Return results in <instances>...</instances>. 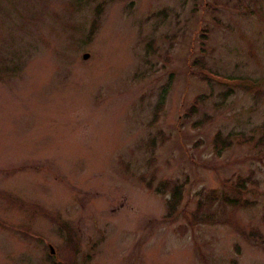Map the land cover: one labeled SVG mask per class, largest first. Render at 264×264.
<instances>
[{"label":"rangeland","instance_id":"obj_1","mask_svg":"<svg viewBox=\"0 0 264 264\" xmlns=\"http://www.w3.org/2000/svg\"><path fill=\"white\" fill-rule=\"evenodd\" d=\"M0 264H264V0H0Z\"/></svg>","mask_w":264,"mask_h":264},{"label":"trees","instance_id":"obj_2","mask_svg":"<svg viewBox=\"0 0 264 264\" xmlns=\"http://www.w3.org/2000/svg\"><path fill=\"white\" fill-rule=\"evenodd\" d=\"M196 64H199V63H196ZM201 66V65H200ZM202 68V67H201ZM202 79L208 81L210 78V76L204 74L202 76H200ZM239 136L243 139H246L243 137L242 134H239ZM222 139H220L218 137V134L215 135V139H214V146L215 144L217 143V141H221ZM247 140V139H246ZM221 143V142H220ZM228 142H225L223 143V145H227ZM247 178H236L235 182L233 184H230L229 187L234 190V184L236 185L237 188H240V189H237L238 191H241L245 188V183L247 182ZM145 185L149 186V182H145ZM165 189H168V199L166 201V209H167V214H169L176 206L177 204L179 203L180 201V198H181V185L178 184V183H173L171 184L169 181L167 180H164V181H161V182H158L157 184V187L154 188V191L156 192H160L162 193L163 190ZM236 190V191H237ZM215 195L213 194V192H207L206 193V196H205V199H204V203H201V204H204L205 206L207 204H211L212 202L216 201L217 197L215 198ZM218 198H220L219 200L225 204H228V205H231L234 207V203H239L237 201V199L235 200L234 199V196H228V195H224V194H221L220 196H218ZM200 202H198V205L196 206V209H199L200 208ZM242 205H245L246 204V201H242L241 202ZM248 235H250L251 237L253 238H257L259 236L258 232L255 230V229H250L249 232H248Z\"/></svg>","mask_w":264,"mask_h":264},{"label":"water","instance_id":"obj_3","mask_svg":"<svg viewBox=\"0 0 264 264\" xmlns=\"http://www.w3.org/2000/svg\"><path fill=\"white\" fill-rule=\"evenodd\" d=\"M86 56V54H83V57H85ZM49 250H50V252H52V249H51V247H49Z\"/></svg>","mask_w":264,"mask_h":264}]
</instances>
